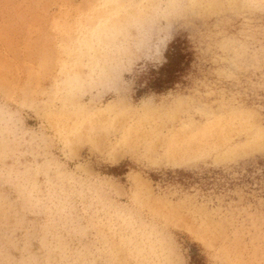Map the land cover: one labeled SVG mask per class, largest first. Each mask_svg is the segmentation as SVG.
<instances>
[{
  "label": "rangeland",
  "instance_id": "rangeland-1",
  "mask_svg": "<svg viewBox=\"0 0 264 264\" xmlns=\"http://www.w3.org/2000/svg\"><path fill=\"white\" fill-rule=\"evenodd\" d=\"M0 264H264V0H0Z\"/></svg>",
  "mask_w": 264,
  "mask_h": 264
},
{
  "label": "trees",
  "instance_id": "trees-1",
  "mask_svg": "<svg viewBox=\"0 0 264 264\" xmlns=\"http://www.w3.org/2000/svg\"><path fill=\"white\" fill-rule=\"evenodd\" d=\"M174 55L178 56V51L174 53ZM179 66L178 65H167L165 68L161 69L163 73V77L161 81L157 84L159 89L166 88L171 82L175 79L176 75L178 74Z\"/></svg>",
  "mask_w": 264,
  "mask_h": 264
}]
</instances>
